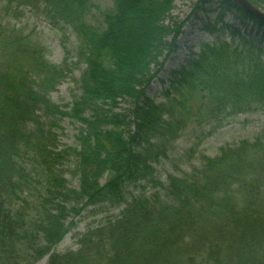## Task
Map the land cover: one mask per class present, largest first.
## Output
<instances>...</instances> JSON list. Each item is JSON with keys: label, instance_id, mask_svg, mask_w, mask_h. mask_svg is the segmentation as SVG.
Masks as SVG:
<instances>
[{"label": "trees", "instance_id": "obj_1", "mask_svg": "<svg viewBox=\"0 0 264 264\" xmlns=\"http://www.w3.org/2000/svg\"><path fill=\"white\" fill-rule=\"evenodd\" d=\"M112 1L101 10L92 0H0V264H264V132L164 182L155 168L191 123L264 111L263 49L218 37L175 73L159 104L146 90L186 23L170 16L175 0ZM23 8L72 29L75 61L67 50L62 64L50 63L33 34L5 22L19 21ZM96 9L100 26L90 23ZM127 10L145 22L136 19L129 40ZM81 67L79 95L54 103L51 93ZM121 102L131 108L118 112ZM65 118L81 125L75 148L61 147ZM104 204L124 209L89 228L77 250L53 253L75 218Z\"/></svg>", "mask_w": 264, "mask_h": 264}, {"label": "rangeland", "instance_id": "obj_2", "mask_svg": "<svg viewBox=\"0 0 264 264\" xmlns=\"http://www.w3.org/2000/svg\"><path fill=\"white\" fill-rule=\"evenodd\" d=\"M96 8L108 10L113 7L112 0H92ZM199 0H175L170 11V16L175 22L186 23L177 40L178 50L164 63L161 72L151 82L146 90L148 98L156 103L167 101L166 92H170V83L178 72L193 55L199 54L203 46L211 44L222 37L229 43L237 44L242 37L250 39L255 46L261 47L264 51V26L257 24L251 18L244 15L236 7H230L224 0H211L205 7ZM230 4L234 5L231 1ZM3 4H0V12ZM235 6V5H234ZM261 8V7H260ZM23 16L19 21H13L11 13L5 19L6 23L17 24L24 28L27 34H33L39 40L46 51V59L54 64L60 65L65 59L66 51H70L74 60L75 49L78 45L77 39L70 28H56L51 21L43 14L29 8L21 9ZM264 13V7L261 8ZM90 16V23L100 26L102 19L94 21V16L99 17L98 9L93 10ZM127 21L123 25L124 31L121 34L123 39H128L130 32L135 30L136 19L144 26L142 16L137 12L127 10ZM251 17V16H250ZM169 21V20H167ZM264 24V23H262ZM17 27V28H18ZM214 27V28H213ZM228 27V29H225ZM239 35L234 36L233 31ZM129 40V39H128ZM171 40V37L168 38ZM137 45V43H136ZM134 49V48H133ZM124 50L134 54L127 46ZM163 57L160 58V62ZM84 67L74 71V74L66 79L53 93L51 100L59 105L70 104L74 95H79L74 80H78ZM171 93V92H170ZM131 108L128 102H121L118 112H124ZM61 147H76V136L81 125L69 118L60 123ZM220 125V126H219ZM264 132V111L262 108L253 106L250 110L234 117L223 119L220 122L196 124L191 123L180 133L179 138L173 142L166 159L155 166L158 177L166 181L168 175L181 176L189 173L193 168H199L204 157L213 158L217 156L219 149L226 145H234L242 140L252 141ZM70 186L78 187L77 180L68 176ZM141 184H139L140 186ZM151 185L147 192L151 193ZM129 192L137 193V187H131ZM129 201V198L127 199ZM124 209V205L111 207L108 204L88 207L81 216L75 218L74 227L64 237L61 243L54 249L53 253L63 254L68 250H77V241L89 228L100 226L109 219H116ZM48 258L39 261L37 264H47Z\"/></svg>", "mask_w": 264, "mask_h": 264}, {"label": "water", "instance_id": "obj_3", "mask_svg": "<svg viewBox=\"0 0 264 264\" xmlns=\"http://www.w3.org/2000/svg\"><path fill=\"white\" fill-rule=\"evenodd\" d=\"M230 1H232L234 4H236L245 12L251 14L252 16L264 22V13L261 10L255 8L248 0H230Z\"/></svg>", "mask_w": 264, "mask_h": 264}]
</instances>
